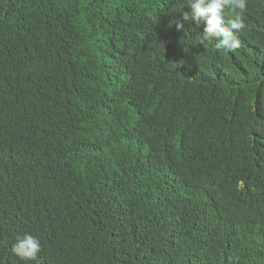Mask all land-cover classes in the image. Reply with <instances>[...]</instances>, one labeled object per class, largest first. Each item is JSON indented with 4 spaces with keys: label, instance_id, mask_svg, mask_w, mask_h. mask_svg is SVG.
I'll return each instance as SVG.
<instances>
[{
    "label": "trees",
    "instance_id": "trees-1",
    "mask_svg": "<svg viewBox=\"0 0 264 264\" xmlns=\"http://www.w3.org/2000/svg\"><path fill=\"white\" fill-rule=\"evenodd\" d=\"M182 2L0 0V264H264V0Z\"/></svg>",
    "mask_w": 264,
    "mask_h": 264
},
{
    "label": "clouds",
    "instance_id": "clouds-1",
    "mask_svg": "<svg viewBox=\"0 0 264 264\" xmlns=\"http://www.w3.org/2000/svg\"><path fill=\"white\" fill-rule=\"evenodd\" d=\"M187 6L190 11H185ZM182 12V20L174 21L177 29H182L185 24H203V33L199 36L196 44L207 47L209 42H215L218 48L235 52L241 41L238 33L245 27L244 13L247 10V0H183L178 6ZM229 9L235 12L232 19ZM12 253L19 257L25 264L29 261L39 260L41 243L38 237L32 234H24L18 237L11 247Z\"/></svg>",
    "mask_w": 264,
    "mask_h": 264
}]
</instances>
